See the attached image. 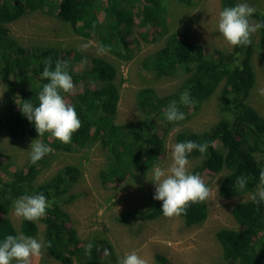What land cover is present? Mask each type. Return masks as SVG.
<instances>
[{"label":"trees","instance_id":"trees-1","mask_svg":"<svg viewBox=\"0 0 264 264\" xmlns=\"http://www.w3.org/2000/svg\"><path fill=\"white\" fill-rule=\"evenodd\" d=\"M177 1L193 4V0ZM237 2L221 0V10ZM166 9L163 0H0V80L4 84L5 103V109L0 111V130L11 138L39 139L55 152L84 150L98 143L107 162L100 174L105 186L145 174L160 163L165 133L181 122L165 120L163 112L170 102L177 101L188 118L219 89L218 121L201 132L178 131L175 143L209 144L205 154L194 150L188 159L197 160L191 173L199 174L207 185L212 175L225 172L217 189L220 198L254 193L264 169V118L247 100L256 81L251 64L255 51L264 64V28L257 31L256 43L208 53L202 45L191 43L185 34L170 31ZM37 11L68 23L79 37H95L98 43L110 46L109 54L123 61L133 58L140 41L163 39L161 48L141 61V68L155 80L183 77L182 82L174 93L161 98L150 88L141 90L136 99L144 119L117 124V107L110 96H118L123 79L113 64L77 52L69 61L57 48H25L11 37L6 25ZM251 19L264 23V12L256 11ZM46 58H51L53 67L57 59L66 60L76 86L72 94L62 93L81 121L69 144L59 142L50 133L38 137L34 123L19 107L23 101L38 105L37 95L48 82L40 78ZM72 63L79 65L75 68ZM185 91L190 92L194 106L179 105V97ZM46 162L45 157L36 164L29 160L24 168L7 173V178L0 177V241L7 235L18 234L8 217L12 201L25 194L43 193L50 204L41 218L45 225L44 242L51 243V247H45L49 256L60 264H105L95 259L99 255L97 249L101 252L105 244L100 240L98 246L93 245L89 258L85 254L87 245L81 243L68 214L61 209L76 197L69 190L77 180V168L66 166L52 178L35 184L38 169ZM239 176L248 177L245 189L236 185ZM161 207L162 201L152 196L144 202L139 215L155 220L163 216ZM207 213L206 202L195 203L179 217L186 227H191L202 223ZM231 216L241 229L216 231L222 261L264 264V203L256 204L251 198L240 201L232 207ZM19 231L32 237L38 232L34 222L24 219ZM156 259L167 264L162 256L157 255Z\"/></svg>","mask_w":264,"mask_h":264},{"label":"rangeland","instance_id":"rangeland-1","mask_svg":"<svg viewBox=\"0 0 264 264\" xmlns=\"http://www.w3.org/2000/svg\"><path fill=\"white\" fill-rule=\"evenodd\" d=\"M220 1L193 0L192 5H186L177 0H163L167 7L170 31L185 34L191 43L202 45L208 53L214 49L229 51L232 47L217 30ZM241 2H247L256 11L264 12V0H238L237 4ZM6 27L11 37L22 47L50 46L61 50L69 61L73 52H77L89 57H101L113 64L123 79L118 86V96H110V101L117 107V124L144 119V112L138 108L136 99L141 90L150 88L161 98L174 93L183 79L164 77L155 80L143 72L141 61L161 48L163 39L140 41L133 58L123 61L111 54L97 55L94 46L82 50L83 44H94L97 42L96 38L79 37L68 23L39 11L29 13ZM251 39L256 43L257 32ZM259 55L255 51L251 60L256 81L247 102L264 118V95L260 94V90L264 89V64ZM72 65L76 68L79 64ZM218 102L219 89L196 112L165 133L160 165L166 167L171 162L169 149L170 145L175 144V134L178 131L201 132L218 121ZM4 109V84L0 80V111ZM160 129L164 130L161 126ZM34 140L36 139L11 138L5 131L0 130V177L5 179L10 176L7 173L25 167L30 160V144ZM44 157L47 162L39 167L35 184L52 178L66 166L77 168V180L69 190V194H75L76 197L61 209L68 214L70 225L75 229L81 243L88 245L91 242L98 246V241L101 240L105 244L106 248L101 252L100 248L97 249L99 255L95 259L105 264H118L125 254L135 251L147 264H161L156 259L157 255L164 257L167 264H234L222 261L221 248L215 233L221 228L241 229L233 221L231 210L236 203L249 200L251 194L230 199L220 198L217 189L224 171L209 178L208 186L213 195L205 201L208 212L206 219L200 224L186 227L181 217L168 218L163 215L155 220H146L139 215L143 211L144 202L155 194L151 170L145 174H135L126 181L103 186L100 174L107 162L98 143L88 149L69 153L52 151ZM196 163L197 160H189L190 172ZM14 202L15 200L11 203L8 217L20 233L22 218L14 215ZM34 223L38 230L34 238L44 241L45 225L41 219ZM105 249L110 253L107 256L104 255ZM43 252L44 255L33 259L32 264H60L49 256L45 248Z\"/></svg>","mask_w":264,"mask_h":264},{"label":"clouds","instance_id":"clouds-1","mask_svg":"<svg viewBox=\"0 0 264 264\" xmlns=\"http://www.w3.org/2000/svg\"><path fill=\"white\" fill-rule=\"evenodd\" d=\"M255 12L256 9L247 2L225 7L219 12L217 30L229 46L251 45L253 34L264 28V23L251 20ZM90 46L96 48L97 55H107L111 52L110 46L98 42L85 43L81 49L87 50ZM85 62L86 60L82 61ZM43 64L40 78L48 82L37 95L38 105H34L32 101H23L22 106L19 107L28 121L34 123L38 137L50 133L59 142L69 144L73 134L80 129L81 121L75 107L66 102L62 93L72 94L76 86L69 74L66 60L57 59L53 67L51 58H46ZM260 94L264 95V89L260 90ZM179 105H195L190 92L185 91L180 95ZM163 116L170 123L185 119V114L180 111L175 100L165 108ZM208 147L207 142L202 144L193 141L177 142L170 145L171 162L166 167L156 164L151 169V182L155 185L153 199L162 201L161 212L165 217H179L186 214L190 204L203 203L212 197V189L202 177L189 171L188 159L194 150L205 154ZM52 151L51 147L36 139L30 144V162L36 164ZM247 183L246 176H239L236 179L239 189H245ZM251 200L256 204L264 203V169L260 171L259 185L251 194ZM49 207V201L43 193L25 194L15 200L14 215L34 222L43 218ZM45 247H51V243L46 244L42 239L26 236L23 233L7 235L3 241H0V264H32L33 259H39L44 255ZM92 248L93 244L90 242L85 250L89 258ZM109 254L105 249L104 255ZM118 264H147V261L132 251L120 258Z\"/></svg>","mask_w":264,"mask_h":264}]
</instances>
